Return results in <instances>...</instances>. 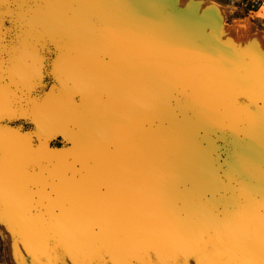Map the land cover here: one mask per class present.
Returning a JSON list of instances; mask_svg holds the SVG:
<instances>
[{
  "label": "rangeland",
  "instance_id": "obj_1",
  "mask_svg": "<svg viewBox=\"0 0 264 264\" xmlns=\"http://www.w3.org/2000/svg\"><path fill=\"white\" fill-rule=\"evenodd\" d=\"M46 2L133 52L153 49L174 61L167 111L178 128L191 127L202 147H211L216 186L178 188L176 207L194 201L197 216L181 214L175 231L80 238L55 219L45 198L53 168L60 158L72 162L84 146L79 130H92L95 120L72 64L81 27L70 21L72 38H54L39 13ZM20 66L24 74L17 77ZM0 95L6 96L0 99V264H254L250 257L264 238V200L251 205L242 197L248 182L245 169L233 165L230 143L255 138L252 146L264 157V3L251 12L241 0H0ZM57 105L60 116L53 113ZM201 200L214 217L200 211ZM179 229L184 234L175 237Z\"/></svg>",
  "mask_w": 264,
  "mask_h": 264
},
{
  "label": "bare ground",
  "instance_id": "obj_2",
  "mask_svg": "<svg viewBox=\"0 0 264 264\" xmlns=\"http://www.w3.org/2000/svg\"><path fill=\"white\" fill-rule=\"evenodd\" d=\"M40 8L41 18L46 19L49 27L57 33L54 38L61 37L60 34L72 38L70 21L81 27L77 39L70 40L74 42L72 64L76 67L75 78L79 79L78 83L91 103L88 109L92 113L88 117L95 120L92 130L90 127L79 130L77 140L82 139L84 146L72 156V162L60 158V163L53 168V181L48 184L45 198L55 219L80 238L84 234L86 238L104 237L114 241L120 232L137 236L163 229L175 231L176 225L183 223L186 212L188 215L197 213L194 201L188 206L176 207V198L178 200L180 194L178 188L195 184H204L208 189L216 186L213 185L211 147L206 145L210 151L202 147V141L199 143L190 125V129L181 127L184 133L179 132L181 128L174 124V115L175 121L172 122L167 111L171 110L168 99L175 81L172 82L174 61L171 64L162 60L164 54L160 57L153 49L133 52L119 39L111 41L104 30L95 31L89 23L68 17L59 5L46 2L45 7ZM34 15L27 14L31 19ZM59 15L64 18H57ZM169 54L165 56L169 57ZM60 60L59 65L67 68V59ZM24 70L22 66L16 67L13 74L22 77ZM5 97L0 95L1 101ZM61 112L62 105L55 106L53 113L60 116ZM183 123L182 126L188 122ZM257 136L262 137L259 132L255 135L259 140ZM247 140L234 139L235 142L230 144L235 148V164H232L245 169L242 182H248L241 191L245 193L242 197L252 205L253 198L257 197L258 203L264 200V157L261 159L252 146L253 141L256 143L255 138ZM9 188L12 187H3V191ZM22 195L28 198L27 193ZM186 196L191 197V194L185 195V199ZM205 203L198 202L200 211L213 216ZM179 230L175 237L184 234ZM118 242L126 243L125 239ZM262 243H259L260 251L250 257L254 264H264V238Z\"/></svg>",
  "mask_w": 264,
  "mask_h": 264
},
{
  "label": "built area",
  "instance_id": "obj_3",
  "mask_svg": "<svg viewBox=\"0 0 264 264\" xmlns=\"http://www.w3.org/2000/svg\"><path fill=\"white\" fill-rule=\"evenodd\" d=\"M245 8L249 11H254L257 7L263 5L264 0H241Z\"/></svg>",
  "mask_w": 264,
  "mask_h": 264
}]
</instances>
